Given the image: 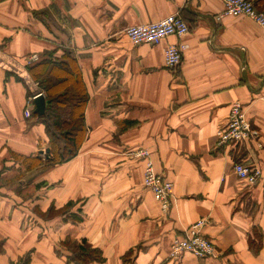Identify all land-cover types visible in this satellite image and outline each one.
Returning a JSON list of instances; mask_svg holds the SVG:
<instances>
[{
	"label": "crops",
	"instance_id": "1",
	"mask_svg": "<svg viewBox=\"0 0 264 264\" xmlns=\"http://www.w3.org/2000/svg\"><path fill=\"white\" fill-rule=\"evenodd\" d=\"M223 11L222 0H0V264H77L83 242L102 252L92 264H264V31L218 20ZM176 13L190 27L182 39L134 46L125 36ZM175 43L189 48L172 71L164 51ZM68 55L88 93L87 133L75 158L29 172L26 158L50 160L34 102L24 115L42 92L31 68ZM235 103L262 149L217 146ZM142 149L173 184L168 214L144 187ZM248 161L262 171L252 187L234 172ZM200 220L216 257L173 259L174 240Z\"/></svg>",
	"mask_w": 264,
	"mask_h": 264
},
{
	"label": "built area",
	"instance_id": "2",
	"mask_svg": "<svg viewBox=\"0 0 264 264\" xmlns=\"http://www.w3.org/2000/svg\"><path fill=\"white\" fill-rule=\"evenodd\" d=\"M224 11L218 15V20L229 17H246L252 20L264 31V11L257 9L250 0H222ZM190 32V27L184 18L176 13L151 24L136 25L126 28L125 36L134 46L157 45L171 37L182 39ZM189 48L187 44H169L164 51L165 65L169 70L175 71L181 66L184 53ZM39 61L37 55L27 59V65L31 66ZM37 92L30 98L25 110V118L33 117V102L42 96ZM218 147H240L255 145L257 150L263 148L260 132L249 121L241 103L233 104L226 124L217 133ZM250 147V146H249ZM138 159L145 162L143 184L158 201L161 211L168 214L172 198L173 184L163 175L156 172L151 153L146 150H138L134 153ZM234 172L239 180L248 187L255 186L262 178L260 168L250 161L234 164ZM207 220H200L192 225L185 236L176 238L172 245L171 257L177 259L185 253H190L197 258L207 259L216 257L215 245L205 237L203 231L207 226ZM11 264H23L13 262Z\"/></svg>",
	"mask_w": 264,
	"mask_h": 264
},
{
	"label": "trees",
	"instance_id": "3",
	"mask_svg": "<svg viewBox=\"0 0 264 264\" xmlns=\"http://www.w3.org/2000/svg\"><path fill=\"white\" fill-rule=\"evenodd\" d=\"M31 73L46 99V112L39 120L46 127L51 158L46 166L39 157L26 158L24 164L29 172L67 163L78 155L87 133L84 113L88 101L81 72L72 56L54 63L43 61L31 68ZM70 219L81 221L78 216H70ZM250 244L256 252L261 248V244ZM70 261L92 264L103 262L104 258L101 251L83 242L75 247Z\"/></svg>",
	"mask_w": 264,
	"mask_h": 264
},
{
	"label": "water",
	"instance_id": "4",
	"mask_svg": "<svg viewBox=\"0 0 264 264\" xmlns=\"http://www.w3.org/2000/svg\"><path fill=\"white\" fill-rule=\"evenodd\" d=\"M34 105H35V114L38 115V117H42L45 115L46 112V99L45 97L42 95L40 97H38L37 99L34 100ZM41 157H45L46 160L50 159V155H51V150L48 149L45 152L42 151L39 154Z\"/></svg>",
	"mask_w": 264,
	"mask_h": 264
}]
</instances>
